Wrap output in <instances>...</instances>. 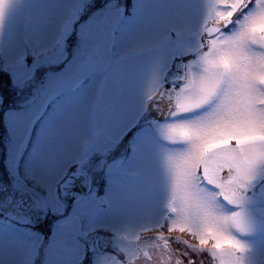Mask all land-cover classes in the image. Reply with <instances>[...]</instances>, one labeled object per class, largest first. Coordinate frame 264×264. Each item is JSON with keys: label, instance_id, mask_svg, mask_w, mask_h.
I'll use <instances>...</instances> for the list:
<instances>
[{"label": "rangeland", "instance_id": "1", "mask_svg": "<svg viewBox=\"0 0 264 264\" xmlns=\"http://www.w3.org/2000/svg\"><path fill=\"white\" fill-rule=\"evenodd\" d=\"M98 2L0 0V68L24 59L28 69L23 79L0 77V105L11 107L6 114L0 112V213L33 221L30 242L21 239L18 230L0 231V260L49 264L53 257L39 247L40 234L73 231L71 245L57 250V257L70 264H211L205 254L192 250L193 242L185 241L181 232L170 235L171 244L160 233L140 238L141 232L160 227L167 214L170 222L175 218V164L182 149L166 129L189 119L174 111L166 122H157L147 106L174 68L181 67L180 58L192 52L199 58L200 35L209 26L206 8L201 6L194 22H184L177 42L174 31L170 39L160 35L165 9L153 10L141 30L126 19L140 14L138 0L131 9L125 8V0H102L94 9ZM86 12L90 18L76 31ZM192 59L189 56L187 68ZM80 62L111 65L114 73L108 79L93 76L85 81L82 97L49 107L59 69ZM135 128L139 133L131 135ZM77 165L91 176V189L61 200L58 183ZM200 190L208 195L214 191L204 185ZM247 208L259 214L254 200ZM98 227L112 235L96 234L103 250L90 253L89 238ZM166 243L182 249L184 262Z\"/></svg>", "mask_w": 264, "mask_h": 264}, {"label": "snow or ice", "instance_id": "2", "mask_svg": "<svg viewBox=\"0 0 264 264\" xmlns=\"http://www.w3.org/2000/svg\"><path fill=\"white\" fill-rule=\"evenodd\" d=\"M131 3L126 0L128 9ZM138 5L140 14L126 19L143 30L150 13L163 8L160 35L168 37L174 31L177 42L184 22L197 20L202 5L209 25L200 35L199 58L189 53L190 67L180 69L179 78L171 81L173 115L189 119L166 129L182 149L175 164V218L168 231L194 240L192 250L205 254L211 264H264V179H260L264 171V0H138ZM90 16L86 12L78 22ZM27 71L24 59H17L0 68V77L23 79ZM59 72L49 107L65 98L71 102L82 97L85 81L97 74L111 78L114 70L111 65L80 62L63 65ZM28 91L34 95L31 87ZM10 110L0 105V112ZM201 185L210 186L213 194L201 192ZM253 200L258 215L247 208ZM70 211L69 228L73 226ZM32 223L31 217L0 213V231L18 230L26 242H30ZM40 235L39 247L53 257L49 264H70L57 257V250L71 245L76 239L73 231ZM164 238L171 242L170 236ZM0 264L9 262L0 260Z\"/></svg>", "mask_w": 264, "mask_h": 264}, {"label": "water", "instance_id": "3", "mask_svg": "<svg viewBox=\"0 0 264 264\" xmlns=\"http://www.w3.org/2000/svg\"><path fill=\"white\" fill-rule=\"evenodd\" d=\"M175 93L173 96L169 92H162L157 96V98L150 103L149 108L158 116L159 119L163 120L168 116L170 110L173 109L169 107V103L172 101L174 103ZM90 186V178L84 173L83 170H76L72 177L66 182L65 185L62 186L60 194L64 197H71L74 191H79L81 193H85L89 191ZM92 250L94 252H101L98 248L97 242L94 241L92 244Z\"/></svg>", "mask_w": 264, "mask_h": 264}, {"label": "trees", "instance_id": "4", "mask_svg": "<svg viewBox=\"0 0 264 264\" xmlns=\"http://www.w3.org/2000/svg\"><path fill=\"white\" fill-rule=\"evenodd\" d=\"M99 1V2H98ZM97 2H98V4H96L95 3V5H94V9H97L98 7H97V5H99V6H101L102 5V0H97ZM93 9V10H94ZM80 24H81V22H78V23H76L75 24V29H76V31H79V29H80Z\"/></svg>", "mask_w": 264, "mask_h": 264}, {"label": "flooded vegetation", "instance_id": "5", "mask_svg": "<svg viewBox=\"0 0 264 264\" xmlns=\"http://www.w3.org/2000/svg\"><path fill=\"white\" fill-rule=\"evenodd\" d=\"M166 247L165 248H167V249H171V245L170 244H168V243H166V244H164ZM149 253H151V251H148ZM152 256V255H151Z\"/></svg>", "mask_w": 264, "mask_h": 264}, {"label": "bare ground", "instance_id": "6", "mask_svg": "<svg viewBox=\"0 0 264 264\" xmlns=\"http://www.w3.org/2000/svg\"><path fill=\"white\" fill-rule=\"evenodd\" d=\"M144 239H146V237Z\"/></svg>", "mask_w": 264, "mask_h": 264}]
</instances>
